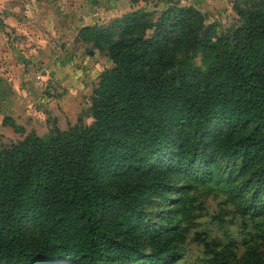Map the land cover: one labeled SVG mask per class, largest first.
<instances>
[{
  "label": "trees",
  "instance_id": "1",
  "mask_svg": "<svg viewBox=\"0 0 264 264\" xmlns=\"http://www.w3.org/2000/svg\"><path fill=\"white\" fill-rule=\"evenodd\" d=\"M237 10L226 27L171 3L80 28L111 66L89 124L0 144V264H175L197 185L264 227V0ZM202 238L211 264H230Z\"/></svg>",
  "mask_w": 264,
  "mask_h": 264
},
{
  "label": "rangeland",
  "instance_id": "2",
  "mask_svg": "<svg viewBox=\"0 0 264 264\" xmlns=\"http://www.w3.org/2000/svg\"><path fill=\"white\" fill-rule=\"evenodd\" d=\"M255 1L0 0V144L92 121L89 98L111 61L105 50L84 40L81 27L104 26L133 10H147L156 18L171 3L194 6L206 24L226 27L240 24L237 5L245 8ZM228 196L226 188L216 184L189 190L187 214L180 220L182 258L175 264H211L202 237L218 243L217 250L230 252V264L238 263L249 245L264 251V227L258 225L262 217L242 216Z\"/></svg>",
  "mask_w": 264,
  "mask_h": 264
},
{
  "label": "crops",
  "instance_id": "3",
  "mask_svg": "<svg viewBox=\"0 0 264 264\" xmlns=\"http://www.w3.org/2000/svg\"><path fill=\"white\" fill-rule=\"evenodd\" d=\"M3 1H5V2H7V0H3ZM4 5L3 4H0V7H3ZM4 22H6V21H4ZM2 29H0V31H1Z\"/></svg>",
  "mask_w": 264,
  "mask_h": 264
}]
</instances>
